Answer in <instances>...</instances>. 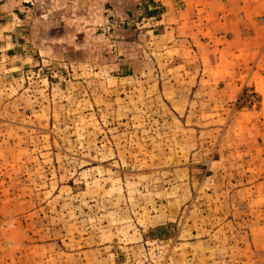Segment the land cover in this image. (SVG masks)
<instances>
[{
  "label": "rangeland",
  "instance_id": "rangeland-1",
  "mask_svg": "<svg viewBox=\"0 0 264 264\" xmlns=\"http://www.w3.org/2000/svg\"><path fill=\"white\" fill-rule=\"evenodd\" d=\"M251 1L0 0V264H264Z\"/></svg>",
  "mask_w": 264,
  "mask_h": 264
},
{
  "label": "crops",
  "instance_id": "crops-1",
  "mask_svg": "<svg viewBox=\"0 0 264 264\" xmlns=\"http://www.w3.org/2000/svg\"><path fill=\"white\" fill-rule=\"evenodd\" d=\"M255 1L251 0H185L183 10H188V7L194 5L192 11H200L208 16L222 18V19H234L241 13L240 6H246V4H254ZM191 4H193L191 6ZM245 13V12H243ZM212 14V15H209Z\"/></svg>",
  "mask_w": 264,
  "mask_h": 264
}]
</instances>
